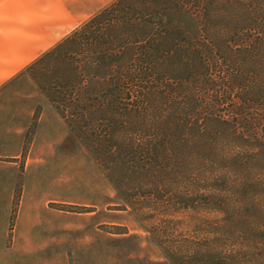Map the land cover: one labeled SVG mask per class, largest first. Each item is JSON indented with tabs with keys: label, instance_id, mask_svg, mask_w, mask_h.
Returning <instances> with one entry per match:
<instances>
[{
	"label": "trees",
	"instance_id": "trees-1",
	"mask_svg": "<svg viewBox=\"0 0 264 264\" xmlns=\"http://www.w3.org/2000/svg\"><path fill=\"white\" fill-rule=\"evenodd\" d=\"M27 71L129 203L221 213L172 264H264V0H115Z\"/></svg>",
	"mask_w": 264,
	"mask_h": 264
},
{
	"label": "rangeland",
	"instance_id": "rangeland-1",
	"mask_svg": "<svg viewBox=\"0 0 264 264\" xmlns=\"http://www.w3.org/2000/svg\"><path fill=\"white\" fill-rule=\"evenodd\" d=\"M43 1L0 0V264H172L151 228L170 219L169 234L201 238L221 213L119 194L27 71L115 0H68L69 21L63 0ZM174 24L199 28L184 13Z\"/></svg>",
	"mask_w": 264,
	"mask_h": 264
},
{
	"label": "crops",
	"instance_id": "crops-1",
	"mask_svg": "<svg viewBox=\"0 0 264 264\" xmlns=\"http://www.w3.org/2000/svg\"><path fill=\"white\" fill-rule=\"evenodd\" d=\"M43 2H45V5L47 8H50L52 3L56 4V0H44ZM62 6L65 7L64 11H66V15H67L65 21H69V2L68 0H63ZM63 20H64V17H63ZM6 68L9 69V65Z\"/></svg>",
	"mask_w": 264,
	"mask_h": 264
}]
</instances>
